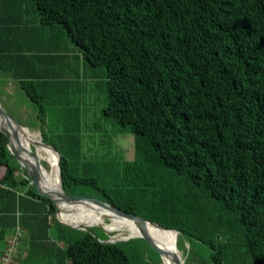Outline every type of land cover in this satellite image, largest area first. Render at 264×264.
<instances>
[{
  "label": "trees",
  "instance_id": "obj_1",
  "mask_svg": "<svg viewBox=\"0 0 264 264\" xmlns=\"http://www.w3.org/2000/svg\"><path fill=\"white\" fill-rule=\"evenodd\" d=\"M4 4L61 32L89 71L103 70L102 115L132 133L134 156L118 168V184L101 190L102 202L177 231V250L180 241L189 244L184 264L189 257L195 264H264V0H0ZM6 18L0 15V32L8 30ZM47 49H0V74L16 79L38 106L40 122L43 104L52 107L54 94L76 82L57 71L18 74L11 61L61 55ZM65 116L58 147L40 134L59 154L63 192L78 196L76 188L94 181L89 164L77 166L79 127L70 128L71 114ZM5 137L0 132V257L16 235L12 264H162L141 238L110 243L100 227L59 224L55 205L36 194L1 144Z\"/></svg>",
  "mask_w": 264,
  "mask_h": 264
},
{
  "label": "rangeland",
  "instance_id": "obj_2",
  "mask_svg": "<svg viewBox=\"0 0 264 264\" xmlns=\"http://www.w3.org/2000/svg\"><path fill=\"white\" fill-rule=\"evenodd\" d=\"M70 67L71 69L67 72L63 70L61 78L63 80H74L76 83L62 88L60 93H55L53 98L56 100H52V102L56 103L52 104V107L46 105V103L43 104L47 108L44 116L45 122H40L37 118L39 114L38 106L29 99L14 80L0 79V107L18 125L26 128L35 140H42L41 130L45 133L46 141L57 147L59 135L63 136L64 130L67 129L63 123L66 117L65 114L66 112L70 113V128L79 127L78 137L80 136L81 140L80 160L77 166L81 171L82 166L89 164V177L94 181L93 184L86 185L81 189L76 188V194H79L78 196L81 197L102 201L101 190L110 189L117 185L118 173L122 172L118 168L121 167L123 162L132 160L131 158L134 156V139L127 128L120 127L111 119L105 118L102 115V109L105 105V93L103 91L105 79L102 75L103 70L96 69L89 71L79 55L71 59ZM73 118L76 120L74 121ZM1 144L7 146L8 138L2 139ZM40 159L46 172L50 173L51 167L47 162L46 154L41 153ZM69 162H72V160H69ZM68 204L66 203V206ZM79 205L85 206L87 204L81 203ZM59 214V210L54 214L55 219L58 221H60ZM104 220L105 223L110 222L108 219ZM92 227L103 228L102 226H91L89 228ZM105 232L111 235L110 240H121L129 237V232L126 229L111 232L106 230ZM171 238L170 236L168 237V242ZM11 240L14 245L13 253L16 254L18 246L17 236L11 237ZM188 245L184 240L178 243V254H180L183 261H185V252ZM13 259L11 264L13 263ZM149 261L154 263L156 259L150 255ZM186 264L195 263L189 257Z\"/></svg>",
  "mask_w": 264,
  "mask_h": 264
},
{
  "label": "bare ground",
  "instance_id": "obj_3",
  "mask_svg": "<svg viewBox=\"0 0 264 264\" xmlns=\"http://www.w3.org/2000/svg\"><path fill=\"white\" fill-rule=\"evenodd\" d=\"M98 3V2H97ZM106 3V2H105ZM191 3V2H190ZM183 5V4H182ZM187 5V4H186ZM186 8V6H185ZM188 8V7H187ZM183 9V8H182ZM202 9V8H201ZM199 10V9H198ZM185 13V12H184ZM188 16V15H187ZM196 16V15H195ZM179 22V21H178ZM187 22V21H186ZM193 22V21H192ZM50 23V22H49ZM180 23V22H179ZM177 23V24H179ZM197 23V22H196ZM42 24V23H41ZM149 24V23H148ZM152 24V23H151ZM190 24V23H189ZM191 25V24H190ZM231 25V24H230ZM238 25V24H237ZM179 26V25H178ZM234 26V25H233ZM9 27V26H8ZM13 27V26H12ZM46 27V26H45ZM139 27V26H138ZM142 27V26H141ZM148 27V26H147ZM152 27V26H151ZM236 27V26H235ZM47 28V27H46ZM159 28V27H158ZM171 28V27H170ZM186 28V27H185ZM233 28V27H232ZM238 28V27H237ZM17 29V28H16ZM57 29V28H56ZM67 29V27H66ZM243 29V28H242ZM139 30V29H138ZM158 30V29H157ZM236 30V29H235ZM240 30V29H239ZM26 31V29H25ZM46 31V30H45ZM47 31H48V28H47ZM72 31V30H71ZM193 31V29H192ZM226 31V30H225ZM238 31V30H237ZM249 31V30H248ZM15 32V31H14ZM65 32V31H64ZM97 32V31H95ZM138 32V31H137ZM144 32H146L144 30ZM231 32V31H230ZM240 32V31H239ZM7 33V32H6ZM17 33V31H16ZM61 33V32H60ZM102 33V32H101ZM168 33V32H167ZM188 33V31H187ZM190 33V31H189ZM227 33V32H226ZM225 33V34H226ZM236 33V32H235ZM241 33V32H240ZM238 33V34H240ZM12 34V32H11ZM14 34V33H13ZM62 34V33H61ZM148 34V33H147ZM151 34V33H150ZM159 34V33H158ZM161 34V32H160ZM175 34V33H174ZM182 34V33H181ZM224 34V32H223ZM4 35V34H3ZM2 35V36H3ZM18 35V33H17ZM24 35V34H23ZM63 35V34H62ZM61 35V36H62ZM71 35V34H70ZM136 35V34H135ZM134 35V36H135ZM227 35V34H226ZM245 35V34H244ZM247 35V34H246ZM245 35V36H246ZM9 36V35H8ZM49 35L47 34V37ZM57 36V35H56ZM99 36V35H98ZM142 36V35H141ZM152 36V35H151ZM169 36V35H168ZM224 36V35H223ZM233 36V35H232ZM238 36V35H237ZM6 37V36H5ZM4 37V38H5ZM15 37V36H13ZM17 37V36H16ZM15 37V38H16ZM50 37V36H49ZM55 37V36H54ZM80 37V36H79ZM137 37V36H136ZM229 37V36H227ZM240 37V36H239ZM247 37V36H246ZM252 37V36H251ZM7 38V37H6ZM19 38V37H18ZM17 38V39H18ZM52 38V37H50ZM76 38V37H75ZM134 38V37H133ZM234 38V37H233ZM238 38V37H237ZM16 39V40H17ZM79 39V38H78ZM81 39V38H80ZM135 39V38H134ZM143 39V38H142ZM170 39V38H169ZM1 40V39H0ZM3 40V39H2ZM44 40V39H43ZM48 40V39H47ZM114 40V39H113ZM151 40H152V37H151ZM154 40V38H153ZM156 40V39H155ZM168 40V39H167ZM249 40V39H248ZM247 40V42H248ZM4 41V40H3ZM2 41V42H3ZM45 41V40H44ZM51 41V40H50ZM61 41H62V38H61ZM74 41V40H73ZM77 41V40H76ZM82 41V40H81ZM130 41V40H129ZM134 41V40H133ZM150 41V40H149ZM172 41V40H171ZM238 41V40H237ZM1 42V43H2ZM6 42V41H5ZM8 42V40H7ZM19 42V40H18ZM70 42V41H69ZM246 42V41H245ZM110 43V42H109ZM119 43V42H118ZM165 43V42H164ZM196 43V42H195ZM13 44H17V43H13ZM19 44V43H18ZM28 44V43H26ZM94 44V43H93ZM92 44V45H93ZM148 44V43H147ZM153 44V43H152ZM189 44V43H188ZM254 44V42L252 43ZM48 45V44H47ZM91 45V46H92ZM123 45V44H122ZM171 45V43H170ZM196 45V44H195ZM248 45V44H247ZM1 46V45H0ZM4 46V44L2 45ZM80 46V45H79ZM83 46V45H82ZM96 46V44H95ZM99 46V45H98ZM128 46V45H127ZM155 46V45H154ZM181 46V45H180ZM179 46V47H180ZM243 46V45H242ZM253 46V45H252ZM5 47V46H4ZM3 47V49H4ZM14 47V45H13ZM17 47V46H16ZM15 47V48H16ZM21 47V46H20ZM44 47V46H43ZM48 47V46H47ZM107 47V46H106ZM130 47V46H129ZM157 47V46H156ZM199 47V46H198ZM2 48V47H1ZM10 48L11 45H10ZM14 48V49H15ZM50 48V46H49ZM54 48V47H53ZM96 48V47H94ZM104 48V47H103ZM112 48V47H111ZM134 48V46H133ZM188 48V47H187ZM2 49V50H3ZM8 49V48H7ZM43 49V48H42ZM75 49V48H74ZM97 49V48H96ZM123 49V48H122ZM190 49V48H189ZM247 49V48H246ZM49 49H47L48 51ZM52 50V49H51ZM49 50V51H51ZM90 50V49H89ZM191 50V49H190ZM20 51V50H19ZM41 51V50H40ZM43 51V50H42ZM88 51V50H87ZM92 51V50H91ZM90 51V52H91ZM98 51V49H97ZM118 51V50H117ZM10 52V50H9ZM12 52V51H11ZM18 52V51H17ZM102 52V51H101ZM112 52V51H111ZM115 52V51H114ZM191 52V51H190ZM27 53V52H26ZM40 53V52H39ZM42 53V52H41ZM53 53V52H52ZM84 53V52H83ZM97 52H95L96 54ZM80 54V53H79ZM106 54V53H105ZM109 54V53H108ZM200 54V53H199ZM98 55V54H97ZM114 55V54H113ZM130 55V54H129ZM206 55V54H205ZM204 55V56H205ZM18 56V55H17ZM21 56V55H19ZM25 56V55H23ZM32 56V55H31ZM42 56V58L44 57L43 55H40ZM105 56V55H104ZM107 57V56H106ZM116 57V56H115ZM125 57H126V54H125ZM131 57V56H129ZM133 57V55H132ZM195 57V56H194ZM200 57V56H198ZM17 58V57H16ZM14 58V59H16ZM26 58V57H25ZM35 59V57H33ZM46 58V57H45ZM44 58V59H45ZM95 58V57H94ZM171 58V57H170ZM253 58V57H252ZM13 59V58H12ZM20 59V58H19ZM90 59V58H89ZM102 59V58H101ZM153 59V58H152ZM178 59V58H177ZM23 60V59H22ZM30 60V59H28ZM94 60V59H93ZM116 60V59H115ZM143 60V59H141ZM158 60V59H157ZM160 60V59H159ZM164 60V59H163ZM10 62V60H8ZM24 61V60H23ZM22 61V62H23ZM129 61V60H128ZM146 61V60H145ZM149 62V60H147ZM230 61V60H228ZM249 61V60H248ZM253 61V60H251ZM26 62V61H25ZM35 62V61H34ZM121 62V61H120ZM183 62V61H182ZM187 62V61H186ZM16 63V62H15ZM30 63V62H29ZM28 63V64H29ZM88 63V62H87ZM118 63V62H117ZM181 63V61H180ZM192 63V62H191ZM9 64V63H8ZM31 64V63H30ZM33 64V62H32ZM163 64V63H162ZM170 64V63H169ZM193 64V63H192ZM217 64V63H216ZM11 65V63H10ZM25 65V64H24ZM40 65V64H39ZM42 65V64H41ZM126 65V64H124ZM227 65V64H226ZM251 65V64H250ZM7 66V65H6ZM23 66V65H22ZM34 66V64L32 65ZM45 66V65H44ZM97 66V65H96ZM121 66V65H120ZM152 66V65H151ZM183 66V65H182ZM219 66V65H218ZM228 66V65H227ZM8 67V66H7ZM11 67V66H10ZM46 67V66H45ZM111 67V66H109ZM186 67V66H185ZM230 67V66H229ZM115 68V67H114ZM180 68V67H179ZM23 69V68H22ZM29 69V68H28ZM34 69V68H33ZM40 69V68H39ZM89 70V68H87ZM112 69V68H111ZM203 69V68H202ZM251 69V68H250ZM254 69V68H253ZM36 70V69H35ZM188 69H186L187 71ZM208 70V69H207ZM257 70V69H256ZM45 71V70H43ZM87 71V70H86ZM220 71V70H219ZM259 71V70H258ZM31 72V70H30ZM94 72V71H93ZM101 72V71H100ZM197 72V71H196ZM90 73V72H88ZM168 73V72H167ZM213 73V72H212ZM230 73V72H229ZM46 74V73H45ZM84 74V73H83ZM95 74V73H94ZM191 74V73H189ZM237 74V73H236ZM235 74V75H236ZM242 74V73H241ZM259 74V73H257ZM24 75V74H23ZM91 75V74H90ZM178 75V74H177ZM219 75V74H218ZM252 75V74H250ZM16 76V75H15ZM180 76V74H179ZM185 76V75H184ZM183 76V77H184ZM239 76V75H238ZM254 76V75H253ZM252 76V77H253ZM23 77V76H22ZM91 77V76H90ZM166 77V76H165ZM182 77V76H181ZM191 77V76H190ZM215 77V76H213ZM223 77V76H222ZM259 77V76H258ZM240 78V77H239ZM254 78V77H253ZM242 79V78H241ZM90 80V79H89ZM167 90V89H165ZM167 93V92H166ZM169 94V92H168ZM74 112V111H73ZM39 113V112H38ZM37 113V114H38ZM76 113V112H75ZM82 114V113H81ZM61 115V114H60ZM56 117V116H55ZM52 118V117H51ZM57 118V117H56ZM76 118V117H75ZM74 119V118H73ZM76 119H74L75 121ZM46 121V120H45ZM44 120L42 122H45ZM70 121V120H69ZM73 122V121H71ZM45 124V123H44ZM0 126H1V118H0ZM125 126V125H124ZM48 127V126H47ZM109 127V126H108ZM123 127V126H122ZM132 127V126H131ZM48 129V128H47ZM221 129V128H220ZM224 129V128H223ZM137 130V129H136ZM121 132V131H120ZM136 133V131L134 132ZM105 134V133H104ZM132 134V133H131ZM129 135V134H128ZM33 136V135H32ZM29 133V131L24 128L22 133L20 134V142L22 143V146L23 147H27L29 145V143L27 142V139H32V140H35L33 137H32ZM125 136V135H124ZM123 136V137H124ZM128 137V136H127ZM223 137V136H222ZM223 139V138H222ZM226 139V138H225ZM251 139V138H249ZM39 140V139H38ZM248 140V139H247ZM26 141V142H25ZM37 141V140H35ZM131 141V140H130ZM9 142H11V145L15 146L14 144V141H13V138L11 136V133H9ZM223 142V140H222ZM244 143V142H243ZM258 143V142H257ZM255 144V143H254ZM245 145V144H244ZM252 145V144H251ZM55 147V146H54ZM53 147V148H54ZM130 147V146H129ZM240 147V146H239ZM244 148V147H243ZM259 148V147H258ZM36 149H37V154H38V158L40 159L41 158V153H45L46 156H47V162L49 164V166L51 167V171L50 173L46 172L45 170V167H42L40 168L39 170V174H40V186H41V189L45 192L48 193V195L54 199L56 201V205L59 209V217H60V221L62 223H65V224H69V225H72V226H77V227H91V226H102L104 229H106L107 231L111 232V231H121V230H124L126 229L128 232H129V237H135V236H139L141 235V233H145L151 240L152 242L156 245V247H158L160 250L162 251H168L169 253H172V252H175L177 254V256L179 255V258L181 261H183V259L181 258L180 254H178V251L176 250L175 248V245H176V237H175V234L173 232H170V231H166V230H163L155 225H152L150 223H145V224H140V223H137V222H133V221H130V220H127V219H124V218H121L119 216H117L116 214H113L112 212H109L108 210H105L104 208H101V207H98V206H94V207H91L89 209H84L82 208L79 204H68L66 206V202L63 201L61 195H59L60 191H59V185H58V175H57V167H56V162H57V155L54 151L48 149V148H44L43 146L41 145H38L36 146ZM140 149V148H139ZM136 150V149H135ZM142 150V149H141ZM229 150V149H228ZM234 150V149H233ZM246 150V149H245ZM253 150V149H252ZM236 151V150H235ZM238 151V150H237ZM236 151V152H237ZM258 151V150H257ZM218 152V151H217ZM230 152V150L228 151V153ZM241 152V151H239ZM250 152V151H249ZM140 153V152H139ZM234 153V152H233ZM243 154V153H242ZM234 155V154H233ZM248 155V154H247ZM264 156V155H263ZM43 157V156H42ZM45 158V157H44ZM251 158V156H250ZM46 160V159H45ZM229 160V159H228ZM234 160V158H233ZM237 161V160H236ZM251 162V161H250ZM13 163V162H12ZM40 163H41V159H40ZM113 163V162H111ZM248 163V162H246ZM76 164V163H75ZM114 164V163H113ZM233 164V162H232ZM235 164V163H234ZM238 164V163H237ZM244 164V163H243ZM263 164V163H262ZM42 165V164H41ZM109 165V164H107ZM116 165V164H115ZM247 165V164H246ZM250 165V164H249ZM252 165V164H251ZM29 166V165H28ZM114 166V165H112ZM244 166V165H243ZM30 167V166H29ZM115 167V166H114ZM226 167V166H225ZM246 167V166H245ZM249 167V166H248ZM110 168V167H109ZM230 169V167H229ZM245 169V168H244ZM251 169V167H250ZM49 170V169H48ZM114 170V168H113ZM227 170V169H226ZM241 170V169H240ZM247 170V169H246ZM250 171V170H249ZM114 172V171H113ZM235 172V171H234ZM244 172V171H243ZM82 173V172H81ZM233 173V172H231ZM240 173V172H239ZM238 173V174H239ZM245 173V172H244ZM248 173V172H247ZM63 174V173H62ZM226 174V173H224ZM222 175V174H221ZM243 175V174H242ZM84 176V174H83ZM246 176V175H245ZM80 177V176H79ZM228 177V175H227ZM244 177V176H243ZM84 178V177H83ZM81 178V179H83ZM250 178V177H249ZM260 178V177H259ZM247 179V178H246ZM226 180V179H225ZM238 180V179H237ZM248 180V179H247ZM258 180V179H257ZM254 182V181H253ZM116 184V183H115ZM243 184V183H242ZM232 185V184H231ZM235 185V184H234ZM229 186V185H228ZM242 186V185H241ZM248 186V185H247ZM112 187V186H111ZM213 187V186H212ZM224 187V186H223ZM234 187V186H232ZM262 187V186H261ZM209 188V187H208ZM215 188V187H213ZM246 188V187H245ZM201 189V187H200ZM206 189V188H205ZM219 189V188H218ZM244 189V188H243ZM247 190V189H246ZM237 192V191H236ZM243 193V192H242ZM207 195V194H206ZM221 198V197H220ZM201 199V198H200ZM197 201V200H196ZM214 201V200H213ZM198 203V202H197ZM206 203V202H205ZM211 203V202H210ZM200 205V203H199ZM198 205V206H199ZM217 205V204H216ZM220 205V204H219ZM218 205V206H219ZM184 207V206H183ZM182 207V208H183ZM185 208V207H184ZM180 209V208H179ZM184 211V209H183ZM188 211V210H187ZM193 211V210H192ZM181 212V210H180ZM185 212V211H184ZM183 212V213H184ZM189 212V211H188ZM199 212V211H198ZM187 213V212H185ZM209 213V212H208ZM190 214V213H189ZM195 214V213H194ZM217 214V213H216ZM204 216V215H203ZM188 217V216H187ZM109 219V223H105V220L104 219ZM226 233V232H225ZM230 233V232H229ZM228 233V234H229ZM222 234L223 236V233H220ZM191 235V234H190ZM214 235V234H213ZM172 237L170 239V241L168 242V237ZM223 238V237H222ZM231 238V237H230ZM119 239V238H118ZM212 240V239H210ZM196 241V240H195ZM214 241V240H213ZM205 243V242H204ZM209 243V242H208ZM201 244V243H200ZM244 247V246H243ZM22 249V248H21ZM163 262L164 264H174V261L171 259V258H168V257H164L163 258Z\"/></svg>",
  "mask_w": 264,
  "mask_h": 264
},
{
  "label": "crops",
  "instance_id": "obj_4",
  "mask_svg": "<svg viewBox=\"0 0 264 264\" xmlns=\"http://www.w3.org/2000/svg\"><path fill=\"white\" fill-rule=\"evenodd\" d=\"M0 15H4L5 17H7L6 19H8V21H9V22H4V23H8V26H9L7 33L6 32H0V39H1L0 40V45H1L0 49H3V47L5 46L3 50H10V51H12L11 52L12 54H14L13 52H17V51L20 52L19 50H22L23 48H29L31 50L48 48L49 50L52 49L51 51L53 53L54 52H60L61 53V55H59L58 57H53V58L51 56H44L43 58L34 56L35 57V59H34L33 57L25 58V56H23V55L22 56H16L17 58L14 57L16 59L13 58L11 62H13L14 69L16 70V72L18 74L19 73H21V74H33V73H35V74L39 75V73L41 72V74H44L45 76H52L54 74V72L57 71L60 74V76H63V70L67 72L69 69H71V67H70L71 66V59L77 57L78 50L72 44L67 42V40H65V38L63 37V35L61 33L57 32L55 30L47 31V28L40 25L36 20H30V18H28L25 15L23 8H20V7L15 8V6H12L11 4H4L3 6H0ZM12 26H18V27L16 29V28H13ZM25 29H26V31H25ZM11 30H13V31H11ZM16 31H17L18 35H17ZM11 32H12V34H11ZM47 34L52 38H50L49 36L47 37ZM13 36H15V37L17 36V37L15 38ZM61 38H62V41H61ZM7 40H8V42H7ZM18 40H19V42H18ZM13 43H17V44H13ZM26 43H28V44H26ZM3 44H4V46H2ZM10 45L12 48H10ZM13 45H14V47H13ZM49 46H50V48H49ZM6 48H9V49H6ZM74 48H75V50H74ZM75 51H76V53H75ZM54 55L56 56L57 53H54ZM28 59H30V60H28ZM32 62L34 64V66H32L33 65ZM30 70H31V72H30ZM43 70H45V71H43ZM0 79L16 80V79L11 78L8 75H2V74H0Z\"/></svg>",
  "mask_w": 264,
  "mask_h": 264
},
{
  "label": "water",
  "instance_id": "obj_5",
  "mask_svg": "<svg viewBox=\"0 0 264 264\" xmlns=\"http://www.w3.org/2000/svg\"><path fill=\"white\" fill-rule=\"evenodd\" d=\"M0 118H1L0 132L8 138L7 149L10 152V154L12 156H14V158L16 159V161L18 162L20 167L22 169H24L25 175L29 177L30 185H31V187H33L35 189V192L37 195L50 200L55 205V207H57L56 201L54 199H52L46 191L44 192L40 186V178L41 177L39 174V170H40V168H42V165L40 163V159L38 158L36 146L41 145L44 148H48V149L54 151L58 157L57 162H56V167H57L58 185H59V191H60L59 195H61L64 202L69 203V204H81V203L92 204V205H96L98 207L104 208L105 210H108L109 212H112L113 214H116L117 216H119L121 218L130 220L133 222H137V223H140L142 225L145 223H150V222L145 221L143 218H141L139 216H135L133 214L119 210V209H117V208H115V207H113V206H111L105 202L90 199V198H85V197H81V196L66 195L63 192L62 187H61L59 154L56 151V149H54L52 146L44 144L42 142V140L41 141H39V140L35 141V140L29 139V138L27 139V142L29 143V145L27 147H23L22 143L20 142L19 136L22 133L24 127L18 125V123L11 116H9L1 107H0ZM9 133H11V136L13 138L15 146L14 145L12 146L11 142H9ZM58 210L59 209L57 207L56 211H58ZM58 223L63 225V226H66V227H69L72 229H76V230H82V231H88L89 230V227L72 226L69 224L62 223L60 221H58ZM150 224L155 225V226H157L163 230L173 232L175 234L176 241H177V235H178L177 231L168 230V229L162 228V227H160L156 224H153V223H150ZM102 230L106 231L103 228H102ZM131 238L143 239L153 251L158 253V255L160 256V258L162 260V264H164V262H163L164 257L171 258L174 261V264H184V261H181L175 252L169 253L168 251H162L158 247H156V245L152 242V240L145 233H141V235H139V236L128 237L127 239H121V240H110V239H108L106 242L113 243V242H118V241H126V240H129ZM175 248L177 250L176 245H175Z\"/></svg>",
  "mask_w": 264,
  "mask_h": 264
},
{
  "label": "built area",
  "instance_id": "obj_6",
  "mask_svg": "<svg viewBox=\"0 0 264 264\" xmlns=\"http://www.w3.org/2000/svg\"><path fill=\"white\" fill-rule=\"evenodd\" d=\"M16 236V235H15ZM13 248L12 240H9V248L6 252L0 257V264H11L13 258Z\"/></svg>",
  "mask_w": 264,
  "mask_h": 264
}]
</instances>
